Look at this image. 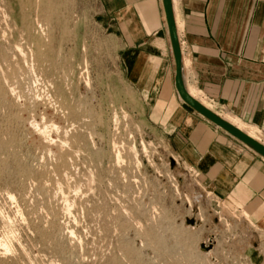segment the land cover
Wrapping results in <instances>:
<instances>
[{
  "label": "rangeland",
  "instance_id": "obj_1",
  "mask_svg": "<svg viewBox=\"0 0 264 264\" xmlns=\"http://www.w3.org/2000/svg\"><path fill=\"white\" fill-rule=\"evenodd\" d=\"M100 12L0 0V264H264V228L149 124Z\"/></svg>",
  "mask_w": 264,
  "mask_h": 264
},
{
  "label": "crops",
  "instance_id": "obj_2",
  "mask_svg": "<svg viewBox=\"0 0 264 264\" xmlns=\"http://www.w3.org/2000/svg\"><path fill=\"white\" fill-rule=\"evenodd\" d=\"M99 1L102 24L118 43L119 63L143 98L151 127L195 173L204 196L233 205L264 228V158L181 98L163 0ZM172 4L187 92L264 140V0Z\"/></svg>",
  "mask_w": 264,
  "mask_h": 264
},
{
  "label": "water",
  "instance_id": "obj_3",
  "mask_svg": "<svg viewBox=\"0 0 264 264\" xmlns=\"http://www.w3.org/2000/svg\"><path fill=\"white\" fill-rule=\"evenodd\" d=\"M164 9L166 13L167 23L171 34L172 45L174 50L175 62L177 67V75H176V87L177 90L183 99V101L193 108L196 112L200 115L208 119L210 122L218 126L219 128L223 129L224 131L228 132L237 140L244 143L247 147L252 149L258 155L264 158V144L259 142L258 140L252 138L238 127L234 126L232 123L220 118L198 100L193 98L186 90L183 82V59H182V51L180 42L178 39L177 29H176V22L174 17L173 11V4L172 0H163ZM192 224L194 222H191Z\"/></svg>",
  "mask_w": 264,
  "mask_h": 264
},
{
  "label": "bare ground",
  "instance_id": "obj_4",
  "mask_svg": "<svg viewBox=\"0 0 264 264\" xmlns=\"http://www.w3.org/2000/svg\"><path fill=\"white\" fill-rule=\"evenodd\" d=\"M192 92H193V90H192ZM191 92V93H192ZM194 94V93H193ZM15 96V95H14ZM194 97H196L195 95H194ZM204 104V103H203ZM230 117V116H229ZM228 117V118H229ZM229 122L230 123H232L234 126H236V127H238L240 130H242L243 132H245L246 134H248L249 136H251L252 138H254V139H256V140H258L259 142H261L262 144H264L261 140H260V138H258L257 137V135H256V133L252 130V129H250V128H247L246 126H244V125H242V124H240V123H238V122H236L234 119L232 120V119H230L229 120ZM34 130V129H33ZM49 137V136H48ZM46 142V141H45ZM59 162V161H58ZM46 183V182H45ZM55 191V190H54ZM53 197V196H52ZM14 198V197H13ZM15 200V199H14ZM66 208V207H65ZM1 219V218H0Z\"/></svg>",
  "mask_w": 264,
  "mask_h": 264
},
{
  "label": "built area",
  "instance_id": "obj_5",
  "mask_svg": "<svg viewBox=\"0 0 264 264\" xmlns=\"http://www.w3.org/2000/svg\"><path fill=\"white\" fill-rule=\"evenodd\" d=\"M211 196H212V194H208V195H206V198L209 200V199L211 198ZM213 202H215V203H217V204H220L219 202H217V201H215V200H213L212 203H213Z\"/></svg>",
  "mask_w": 264,
  "mask_h": 264
}]
</instances>
